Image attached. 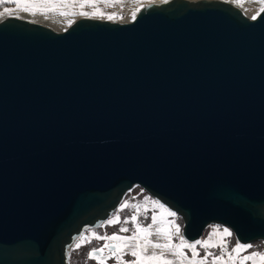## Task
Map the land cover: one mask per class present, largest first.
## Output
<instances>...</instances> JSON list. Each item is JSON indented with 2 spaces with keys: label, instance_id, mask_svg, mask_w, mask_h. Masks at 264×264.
<instances>
[{
  "label": "water",
  "instance_id": "obj_1",
  "mask_svg": "<svg viewBox=\"0 0 264 264\" xmlns=\"http://www.w3.org/2000/svg\"><path fill=\"white\" fill-rule=\"evenodd\" d=\"M143 187L193 243L264 241V12L162 0L64 31L0 20V264H70Z\"/></svg>",
  "mask_w": 264,
  "mask_h": 264
},
{
  "label": "rangeland",
  "instance_id": "obj_2",
  "mask_svg": "<svg viewBox=\"0 0 264 264\" xmlns=\"http://www.w3.org/2000/svg\"><path fill=\"white\" fill-rule=\"evenodd\" d=\"M162 2V0H91L89 3L88 0H53V3L56 5L55 10L53 11H47L51 5L49 4H40L39 10H37L36 15H31L28 12L20 11L16 8V4L14 2H4L0 3V19L4 16L9 15L8 13L4 12V9H9V12L11 15H27L30 18H42L47 17L50 19L52 16H58L60 15V12H65V16L68 19H72L76 21L79 17H86V18H100L101 20H112L115 22L120 21H132L133 15L136 14L137 10H139L141 7H145L150 2ZM228 2L234 3L241 10H243V13L246 15H249L251 17L258 16L260 14V9L264 7V5H254L251 3H245L242 1V4L240 3V0H227ZM37 3H40V0H37ZM84 5V7H81V5ZM36 10V9H34ZM43 11L46 14L42 15L40 12ZM81 12L87 13L88 15H81ZM259 13V14H258ZM109 16L113 17L112 19H109ZM65 27L58 28L61 31H64ZM122 204L118 208H116L109 220H115L116 217H119L120 223L118 224H108V221L103 223L100 228L98 229H86V232L83 234L82 238H79L77 242L74 244V248L72 250L71 256L73 255V252H75L77 249L81 248V245L83 247H86V244L88 245V240L94 238V236H111L113 234H118L121 237H129L133 235V232L135 231V225L131 222V217L133 215L137 216V223L140 224L142 227L146 226L151 223V216L153 214L156 215V223L152 225L151 231L153 235L149 237V239L154 243L159 244H166L168 243L167 239L163 235L156 234L157 229H171L172 232H175V227H179L180 229V235H173L172 237V244L179 246L180 244V236H182L183 231V219L176 213L174 217L166 215L163 209H160L159 207H156L153 205L152 201H158L156 199H153L149 196L148 192L143 189V187H134L131 191L127 193V195L122 200ZM160 204H162L160 201H158ZM127 203L129 206L127 208L122 209V205ZM166 208V206H164ZM167 209V208H166ZM169 210V209H168ZM171 211V210H170ZM145 216L148 217V219H145ZM127 220L128 223H124V221ZM174 222V226L170 224L169 222ZM120 227H126L129 228V232H119ZM224 227V226H223ZM231 232V236L224 237V243L227 245V248L225 249V253L231 252V249L235 246L237 239H235V236L233 234V231L225 227ZM224 228V229H225ZM218 232V235H212L213 233ZM223 234V230L216 227H210L205 230L204 234L199 238V240H206L210 237V243L219 245L221 242V235ZM143 235V234H141ZM95 239V238H94ZM140 244L143 245L144 241L141 239ZM188 242V241H187ZM109 244V242L107 241ZM111 243V242H110ZM123 243L122 241H115V244L120 245ZM189 243V242H188ZM80 245V247H77V245ZM112 244V243H111ZM136 240H130L127 241V247L122 248L119 252H117V256L121 257V261L123 264H127L128 261L135 260V257H132L130 253L133 250L136 249ZM249 245V244H244ZM90 247V245H88ZM197 252H199V256L196 258L197 260L204 257L205 252H210L213 255H221L220 248L213 247L209 249L201 248L200 245H197L196 248ZM173 250H163V249H153L151 247L148 248V251L146 253H143L144 256H150L155 252L157 255H163L166 259L173 261V264H189V261L192 258V253L187 249L184 248L182 251L184 253V256L187 258H184L179 255H173ZM253 252H258L261 254H264V241H257L254 244H251V247H249L246 251H243L240 253V257L250 255ZM101 254V253H99ZM235 256V254H233ZM101 261H103V264H106V258H100ZM213 256H208L207 264H212ZM224 261L225 264H240L239 257H235L234 261H229L227 255H224ZM120 263V262H119ZM98 264H101L99 262ZM219 264V262H217ZM245 264H253L252 260L246 261ZM255 264H261L259 259L257 258L255 261Z\"/></svg>",
  "mask_w": 264,
  "mask_h": 264
},
{
  "label": "snow or ice",
  "instance_id": "obj_3",
  "mask_svg": "<svg viewBox=\"0 0 264 264\" xmlns=\"http://www.w3.org/2000/svg\"><path fill=\"white\" fill-rule=\"evenodd\" d=\"M4 2H9V0H0V3H4ZM11 2H14L16 4V8L18 10L28 12L31 15L37 14V10H39L40 4L51 5V7L47 9V11H53L55 10V7H56V5L53 3V0H40V3H37V0H11ZM88 2L90 3L91 0H88ZM257 2L264 5V0H257ZM240 3L242 4V0H240ZM81 7H84V5L82 4ZM260 11L264 12V7H262ZM4 12L11 15V13L9 12V9L7 8L4 9ZM40 14L44 15L46 13L41 11ZM60 15H66V13L60 12ZM81 15H88V14L81 12ZM112 18L113 17L109 16V19H112ZM252 18L256 19V16H253ZM133 19H135V15H133ZM152 203L154 206L159 207L160 209H163L166 215L171 216V217H174L176 215L175 212L166 209L164 205L160 204L158 201H152ZM128 206L129 205L125 203L122 205V209L127 208ZM145 219L147 220L148 217L145 216ZM150 219H151V223L142 227L140 224L136 222L137 216L133 215L131 217V222L135 225V231L133 232L132 236L121 237L118 234H113L111 236H94V238L102 239L105 241H109V240L110 241H122L123 243H121L120 245H116V244L109 245L107 243L104 245V247H107L110 249L113 255L119 252L122 248L127 247L128 246L127 241L136 240L137 250H133L130 253V255L132 257H135L136 259L128 261L127 264H173V261L166 259L162 254L157 255L155 252H153V254L150 256L142 255L143 253H146L148 251L149 247L153 249H163V250H173L174 249V251H172L173 255H179L184 258H187V257L184 256V253L182 250L184 248H187L192 253V258L189 261V264H207V259H208V256L210 255L213 256L212 264H217V262H219V264H225V261H224L225 254L227 255L229 261H234L235 257H239L240 264H245V262L249 260H252L253 264H255V261L257 258L259 259L261 264H264V254H261L258 252H253L250 255L240 257V253L243 251H246L249 247H251V245H244V244L239 243L238 241L236 242L235 246L231 249V252L225 253V249L227 248V245L224 243V237L231 236V232H229L227 228L223 230V234L221 235V242L219 245L210 243V237L209 239H206V240H197L193 243H188L182 236H180L179 246L173 245L171 242L172 237L173 235H180L179 227H175V232H172L171 229H157L156 234L163 235L165 239H167L168 243L166 244L154 243L149 239V237L153 235L151 228H152V225L156 223V219H157L156 215L153 214ZM120 222L121 221L119 217H116L115 220H109L108 224L110 225L118 224ZM124 223H128V221L125 220ZM169 223L174 226V222L170 221ZM129 231H130L129 228H126V227L119 228V232H129ZM218 234H219L218 232H215L212 235H218ZM141 239H143L144 241L143 245H141L139 242ZM86 242H90V241H86ZM197 245H200V247L204 249H209V248L218 246L222 254L213 255L212 253L206 251L204 257L197 260L196 258L199 256V252H197L196 250ZM77 247H80V245L78 244ZM104 247L100 249H93L92 252L89 253V258L91 259L96 258V252L97 251L103 252ZM233 254H235V256ZM116 259L118 262H120V264H123L120 256H116ZM101 264H103V261H101Z\"/></svg>",
  "mask_w": 264,
  "mask_h": 264
},
{
  "label": "flooded vegetation",
  "instance_id": "obj_4",
  "mask_svg": "<svg viewBox=\"0 0 264 264\" xmlns=\"http://www.w3.org/2000/svg\"><path fill=\"white\" fill-rule=\"evenodd\" d=\"M88 241H90V242H88V245H90V247L87 244H86V247H83V245H81V248H79L75 252H73L72 256L70 254V260H71L70 264H98L99 262H101L100 258H106V262H107L106 264H120L116 259L117 253H115V255H113L109 248L104 247V245L107 243V241L102 240V239H94V238H92ZM108 242H109V245L115 244V241L109 240ZM102 247H104L103 252L97 251L96 252V258H94V259L89 258V253L92 252L93 249H100ZM99 253H101V254H99Z\"/></svg>",
  "mask_w": 264,
  "mask_h": 264
},
{
  "label": "bare ground",
  "instance_id": "obj_5",
  "mask_svg": "<svg viewBox=\"0 0 264 264\" xmlns=\"http://www.w3.org/2000/svg\"><path fill=\"white\" fill-rule=\"evenodd\" d=\"M199 1V0H198ZM243 2L245 3H251V4H254V5H262L261 3L257 2V0H242ZM231 3V2H230ZM233 4V3H232ZM263 6V5H262ZM243 12V10H241ZM9 16H16V17H19V18H25V19H28L32 22H39V23H42L44 24L45 26L49 27V28H53L55 30H58V31H61L60 29L58 28H61V27H67L69 26L70 24H72V22H74V20L72 19H68L67 17L65 16H61V15H58V16H52L49 18L47 17H42V18H38L35 20V18H30L29 16L27 15H7V16H4L3 18H1L0 20H3V19H6L7 17ZM249 16V15H248ZM215 225V224H213ZM213 227V226H211ZM210 228V227H209Z\"/></svg>",
  "mask_w": 264,
  "mask_h": 264
},
{
  "label": "built area",
  "instance_id": "obj_6",
  "mask_svg": "<svg viewBox=\"0 0 264 264\" xmlns=\"http://www.w3.org/2000/svg\"><path fill=\"white\" fill-rule=\"evenodd\" d=\"M213 226L216 227V228H218V229H220L221 231L224 230V228H225L223 226H220V224H215Z\"/></svg>",
  "mask_w": 264,
  "mask_h": 264
}]
</instances>
